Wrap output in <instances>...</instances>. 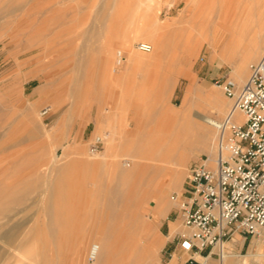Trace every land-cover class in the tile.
Here are the masks:
<instances>
[{
  "label": "rangeland",
  "instance_id": "374dc122",
  "mask_svg": "<svg viewBox=\"0 0 264 264\" xmlns=\"http://www.w3.org/2000/svg\"><path fill=\"white\" fill-rule=\"evenodd\" d=\"M234 14L248 15L242 37L229 24ZM263 23L264 0H0V264H98L88 255L101 240L110 264H182L185 227L171 194L183 189L190 165L217 150H194L177 184L141 200L158 180L150 170L141 176L145 160L131 140L144 142L146 118L159 121L162 105L181 110L189 100L192 117L220 121L232 100L216 81L244 83L264 51L251 47ZM187 38L195 40L185 58ZM139 41L152 50L137 49ZM118 50L126 56L120 66ZM131 55L139 60L133 69ZM171 72L162 95L160 81ZM210 93L223 113L209 107ZM114 120L116 131H107ZM233 251L248 256L236 253L231 264H264L261 239Z\"/></svg>",
  "mask_w": 264,
  "mask_h": 264
},
{
  "label": "built area",
  "instance_id": "2783aa9c",
  "mask_svg": "<svg viewBox=\"0 0 264 264\" xmlns=\"http://www.w3.org/2000/svg\"><path fill=\"white\" fill-rule=\"evenodd\" d=\"M136 47L144 52L153 48L145 41ZM216 84L232 100L217 122V155L190 165L183 189L171 194L185 227L178 242L188 253L186 264H208L211 258L220 264L235 233L264 241V51L250 63L243 84L231 77ZM49 109L43 107L41 115ZM239 111L243 119L238 118ZM104 139L96 134L89 143L90 153L99 151ZM197 254L205 260H198ZM94 258L91 251L88 259Z\"/></svg>",
  "mask_w": 264,
  "mask_h": 264
},
{
  "label": "bare ground",
  "instance_id": "6f19581e",
  "mask_svg": "<svg viewBox=\"0 0 264 264\" xmlns=\"http://www.w3.org/2000/svg\"><path fill=\"white\" fill-rule=\"evenodd\" d=\"M106 6H107V3H106ZM146 8H148V6ZM147 13H148V16H150L149 11ZM145 15L143 14V16ZM245 15L240 14L238 16L237 14H234L229 20L230 21L229 24L237 30L239 36L241 35L243 36V34H245V31H246L245 21L246 20L248 21L249 18H247L248 15L246 16ZM194 40L195 38H187L185 40V44L183 45L184 47L183 51H184L185 58L189 56V53L191 52L193 48L192 43L194 42ZM263 46H264V33L258 36L257 40L254 41V44L251 47L253 51L256 52L255 54H257L258 51L263 49ZM251 53L252 52L250 51L249 54ZM125 59H126V56L124 55V52L122 50H118L117 57H116V64L118 66L122 65L125 62ZM130 59L131 60H130L129 67L133 69L137 66L136 64H137V61L139 62V60L134 58L132 55ZM104 70H105L104 73L107 76V79L111 80L112 75L110 73L111 70L109 68L108 63L104 66ZM234 74H235L236 79H242V75L239 74V64L237 65ZM172 81H173V72L166 74V75L164 74V76L162 77V80L160 81L162 95L165 93V91L169 89ZM210 94H211V99H209L208 101L209 107L214 112H222L225 109V105L221 101H219L216 95H214L213 93H210ZM183 107L184 109L177 110V109H173L169 105L168 106L162 105V108L160 110L161 119L159 120L160 118L159 117L158 118L159 121L154 120V118L151 115H148L146 118V132H144L146 134H144L145 135L144 142L142 140V143L144 144L142 143L139 144V142L137 143V140L134 137L131 140L130 144H132L133 152L138 156L137 159H139L142 156L141 159L145 160L140 165V169H141L140 171L142 174L141 176L143 177L145 172L147 174L148 173L147 171L150 170L153 172V176L156 177L158 180V182H156L155 184H152V187L149 189V191L142 193L143 195H142L141 200H145V197H144L145 195L147 194L150 195L152 193H155L157 189L161 191V188L166 184L165 182H167V184H177L179 180L183 178L185 174L184 170L186 169L185 164L187 160L189 159V155H191V153H195L194 150L197 149L198 151H201V152L207 151L209 154H213V152L217 150V147H218L217 138L218 137H217V131L214 129L215 128L214 126H217V122L213 120L212 118L207 117L200 113H196L195 117H192L190 114L189 100H187V102L184 103ZM243 116L244 114L239 111L238 118L243 119ZM196 118L202 121H199ZM135 132L136 130L133 131V134ZM138 133L139 132H137V135ZM101 135H103L105 139L108 136L107 133H104ZM141 159H139V161ZM211 159L214 160L213 157ZM124 164L129 165V162L125 160ZM161 193L160 195L157 194L156 200L158 204L162 203V206H165L167 200L162 197ZM138 223L136 226L139 225ZM140 229H141V226H140ZM91 251H95V258L93 261H90L92 263L93 262L99 263L103 258H108V252H105L106 250H105L104 242L102 240L100 242H93L91 244L89 254L91 253ZM235 256H236L235 252L230 253V254L229 252H227L224 255V258L222 259L220 264H231L230 262L233 259V257L235 258ZM238 256L242 257L244 261L245 258L248 256V254H243V255L239 254ZM203 258L205 260V257ZM238 261H240V259ZM207 262L208 264H211L208 260Z\"/></svg>",
  "mask_w": 264,
  "mask_h": 264
},
{
  "label": "crops",
  "instance_id": "0c3cea01",
  "mask_svg": "<svg viewBox=\"0 0 264 264\" xmlns=\"http://www.w3.org/2000/svg\"><path fill=\"white\" fill-rule=\"evenodd\" d=\"M111 115V114H110ZM116 118V117H115ZM117 123L118 122H116V120H114V122H113V124L112 123H109V127L108 128H105L107 131H110V132H112V130H114V131H116V128H117ZM107 126V125H106ZM106 132V131H105ZM171 205V204H170ZM169 205V207L167 208L168 209V211H170V208H171V206ZM155 207H156V204H155V206L153 207V209H154V211L155 212H157V213H159V214H162L161 212H159V209L157 208V209H155ZM246 239L247 238H245V237H242V235L241 234H239V233H235L228 241H227V243H226V246H228V248H229V251L228 252H234L233 250L234 249H237V250H239V249H244V247H245V244H246ZM240 245V246H239ZM251 245V244H250ZM235 253H240V255H243L242 254V252H235ZM197 255H199V256H201V257H204V256H202V255H200V254H197ZM196 255V256H197ZM198 259V258H197ZM114 260V259H113ZM113 260H111V259H107V258H103L98 264H103L104 262H112ZM199 260V259H198ZM214 260H215V258H211V261H212V263H214ZM217 260V259H216ZM107 263H105V264H107ZM110 263H108V264H110ZM182 264H186V259L184 260V262L182 263Z\"/></svg>",
  "mask_w": 264,
  "mask_h": 264
}]
</instances>
